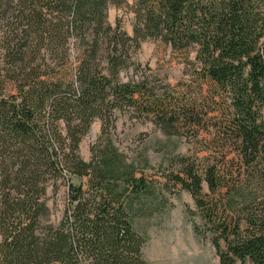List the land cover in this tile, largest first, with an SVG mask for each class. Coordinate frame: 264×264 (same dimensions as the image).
<instances>
[{
  "label": "trees",
  "instance_id": "obj_1",
  "mask_svg": "<svg viewBox=\"0 0 264 264\" xmlns=\"http://www.w3.org/2000/svg\"><path fill=\"white\" fill-rule=\"evenodd\" d=\"M109 1L0 0V264H147L132 215L177 188L220 264H264V0H136L132 35L108 23ZM147 38L195 51L186 79L136 65L122 80ZM116 112L192 139L214 128L219 158L179 157L148 178L110 139ZM61 182L51 223L47 192Z\"/></svg>",
  "mask_w": 264,
  "mask_h": 264
},
{
  "label": "rangeland",
  "instance_id": "obj_2",
  "mask_svg": "<svg viewBox=\"0 0 264 264\" xmlns=\"http://www.w3.org/2000/svg\"><path fill=\"white\" fill-rule=\"evenodd\" d=\"M135 9L136 0H110L107 21L111 26L118 24L122 31L132 35L136 23ZM194 56L193 49L186 58L185 53L172 51L160 39L147 38L132 54L133 66L122 71L120 76L122 80L129 79L134 67L140 65L147 75L173 85L187 78L190 68L186 62L187 59L193 60ZM100 126L101 123L95 121L79 144V155L84 160L90 158V146L99 134ZM206 131L196 139L167 134L150 120L137 118L133 113L116 112L114 127L109 134L114 146L129 162H133L146 177L158 178L176 171L180 167L179 157L203 159L212 154L218 159L219 155L212 152L219 148L218 141H212L215 130ZM70 180L74 184L79 182L76 177ZM66 191L65 182L58 185L55 194L48 188V221L51 223H56L63 213ZM132 224L145 238L142 255L147 264H220L210 236L204 232L194 201L184 190H155L133 213ZM194 224L199 227L198 235L194 232Z\"/></svg>",
  "mask_w": 264,
  "mask_h": 264
}]
</instances>
